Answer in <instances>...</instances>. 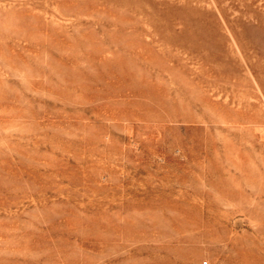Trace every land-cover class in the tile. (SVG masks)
Segmentation results:
<instances>
[{
    "label": "rangeland",
    "instance_id": "rangeland-1",
    "mask_svg": "<svg viewBox=\"0 0 264 264\" xmlns=\"http://www.w3.org/2000/svg\"><path fill=\"white\" fill-rule=\"evenodd\" d=\"M0 264H264V0H0Z\"/></svg>",
    "mask_w": 264,
    "mask_h": 264
}]
</instances>
